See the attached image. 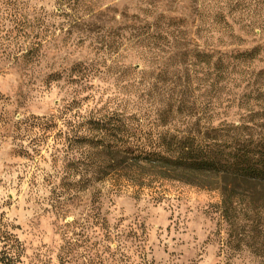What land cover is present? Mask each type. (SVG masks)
I'll return each instance as SVG.
<instances>
[{
    "label": "rangeland",
    "instance_id": "obj_1",
    "mask_svg": "<svg viewBox=\"0 0 264 264\" xmlns=\"http://www.w3.org/2000/svg\"><path fill=\"white\" fill-rule=\"evenodd\" d=\"M208 54L228 74L215 121H236L239 97L264 89V0H0V231L23 264H264V237L229 236L216 191L164 182L135 197L105 183L91 201L59 187L58 131L202 95Z\"/></svg>",
    "mask_w": 264,
    "mask_h": 264
},
{
    "label": "trees",
    "instance_id": "obj_2",
    "mask_svg": "<svg viewBox=\"0 0 264 264\" xmlns=\"http://www.w3.org/2000/svg\"><path fill=\"white\" fill-rule=\"evenodd\" d=\"M256 55L252 49L233 60L252 61ZM205 57L214 80L202 95L189 88L169 95L153 118L98 109L71 131H58L64 147L59 187L89 192L91 201L98 200L97 187L105 183L114 194L129 190L135 197L164 182L216 191L229 236L264 237V89L239 97L244 113L236 121H215L217 99L211 92L227 78V67ZM250 100L257 105L250 107ZM0 244V264H23L16 237L0 231Z\"/></svg>",
    "mask_w": 264,
    "mask_h": 264
}]
</instances>
